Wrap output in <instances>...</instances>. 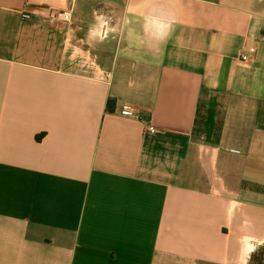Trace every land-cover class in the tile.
Here are the masks:
<instances>
[{"label":"crops","instance_id":"0c3cea01","mask_svg":"<svg viewBox=\"0 0 264 264\" xmlns=\"http://www.w3.org/2000/svg\"><path fill=\"white\" fill-rule=\"evenodd\" d=\"M259 251L264 0H0V264Z\"/></svg>","mask_w":264,"mask_h":264},{"label":"built area","instance_id":"2783aa9c","mask_svg":"<svg viewBox=\"0 0 264 264\" xmlns=\"http://www.w3.org/2000/svg\"><path fill=\"white\" fill-rule=\"evenodd\" d=\"M51 18L52 19H59L62 21H68L70 19V15L68 11H53L51 12ZM256 53V49L255 48H249L248 50L242 52L240 59L244 62H251L254 55ZM123 115L126 116H133V112L129 109V108H125L122 112ZM157 128L154 125H150L148 126V132L149 133H155L157 132Z\"/></svg>","mask_w":264,"mask_h":264},{"label":"rangeland","instance_id":"374dc122","mask_svg":"<svg viewBox=\"0 0 264 264\" xmlns=\"http://www.w3.org/2000/svg\"><path fill=\"white\" fill-rule=\"evenodd\" d=\"M251 264H264V252L259 251L253 254Z\"/></svg>","mask_w":264,"mask_h":264}]
</instances>
